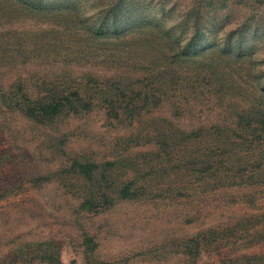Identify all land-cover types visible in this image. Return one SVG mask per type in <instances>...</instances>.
<instances>
[{
	"label": "rangeland",
	"instance_id": "rangeland-1",
	"mask_svg": "<svg viewBox=\"0 0 264 264\" xmlns=\"http://www.w3.org/2000/svg\"><path fill=\"white\" fill-rule=\"evenodd\" d=\"M31 1L0 0V264H264V0ZM113 9L139 26L93 33ZM193 25L224 48L162 62ZM21 86L74 108L27 116Z\"/></svg>",
	"mask_w": 264,
	"mask_h": 264
},
{
	"label": "trees",
	"instance_id": "trees-1",
	"mask_svg": "<svg viewBox=\"0 0 264 264\" xmlns=\"http://www.w3.org/2000/svg\"><path fill=\"white\" fill-rule=\"evenodd\" d=\"M41 0H32L31 3H40ZM50 4L62 1L51 0ZM141 13L139 10H129L126 14H118L113 9L109 15L105 13L101 18L92 24V32L96 33L98 29H105L112 33H117L119 29H129L132 26L137 27L139 25V16ZM140 28V27H139ZM193 33L186 38H176L166 45V52L163 53L162 62L173 63L175 62V56L181 61H190L193 59H199L207 56L210 60L214 58V54L220 51L222 48V41L216 44V47L208 53H201L206 50L209 45H204L201 41V28L198 25H193ZM241 47L238 48L240 50ZM207 62V61H206ZM209 62V61H208ZM261 89H264V81L257 84ZM64 90H52L49 89L44 95L39 98L31 99L29 95L23 90L22 86L18 87L10 92H4L3 98L8 102L9 106L20 110L27 116L43 119L44 117H53L60 114L63 111H69L74 108L73 98L69 99L68 95L63 93ZM74 96H78V91L74 90ZM74 165L78 167V170L85 175L86 178H90L94 172L96 164L93 162H74ZM94 183L88 184L87 194L80 201L79 206L83 209L94 208L98 205H103L110 200L105 197L104 193L94 190ZM130 183L121 184L115 191L119 197L127 196L130 193ZM84 241L87 243V247L92 250L95 243L90 235L84 233ZM252 264H259L257 255L252 254Z\"/></svg>",
	"mask_w": 264,
	"mask_h": 264
}]
</instances>
